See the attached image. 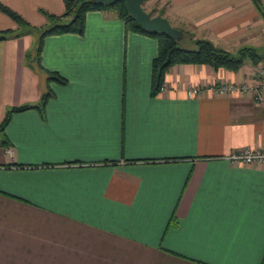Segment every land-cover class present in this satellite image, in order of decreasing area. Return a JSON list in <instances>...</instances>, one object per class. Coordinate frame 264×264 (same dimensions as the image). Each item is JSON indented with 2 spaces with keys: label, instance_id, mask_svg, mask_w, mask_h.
Here are the masks:
<instances>
[{
  "label": "crops",
  "instance_id": "obj_1",
  "mask_svg": "<svg viewBox=\"0 0 264 264\" xmlns=\"http://www.w3.org/2000/svg\"><path fill=\"white\" fill-rule=\"evenodd\" d=\"M150 1L189 43L261 51L250 0ZM0 2L36 26L40 10L64 11L62 0ZM17 27L0 11V30ZM36 41H0V123L30 106L0 131V264H264V165L226 158L264 148V111L250 93L213 90L248 81L254 64H175L154 96L156 40L112 9L87 11L81 34L44 37L40 64L65 84L29 65Z\"/></svg>",
  "mask_w": 264,
  "mask_h": 264
},
{
  "label": "trees",
  "instance_id": "obj_2",
  "mask_svg": "<svg viewBox=\"0 0 264 264\" xmlns=\"http://www.w3.org/2000/svg\"><path fill=\"white\" fill-rule=\"evenodd\" d=\"M144 1L141 0V3ZM250 1L264 22V8L261 0ZM62 2L64 11L60 15L40 10L46 17L47 22L39 26L30 24L20 14L0 2V11L13 19L18 25L16 29L0 30V41L10 37L36 33V46L33 52L27 53V60L33 69L45 75L46 83L53 80L59 84H65L67 80L56 72L44 69L40 64V52L44 37L61 33L81 34L85 13L90 10L112 9L122 19L126 30L155 38L157 49L151 60L150 95L155 96L163 82L165 72L175 64H207L213 69L223 68L237 71L245 61L256 64L263 58L257 49L250 45H241L233 52L215 46L211 41L202 38L193 39L190 46H185L184 43L181 45L179 44L181 40L184 42L183 32L180 31L181 38L176 40L171 35L144 29L132 20L129 13L124 9L122 0L113 1V3L93 2L92 0H62ZM52 95V90L46 87L41 94V102H46ZM29 107V105H21L10 108L0 123V131H3L11 112L25 110Z\"/></svg>",
  "mask_w": 264,
  "mask_h": 264
},
{
  "label": "built area",
  "instance_id": "obj_3",
  "mask_svg": "<svg viewBox=\"0 0 264 264\" xmlns=\"http://www.w3.org/2000/svg\"><path fill=\"white\" fill-rule=\"evenodd\" d=\"M253 71L249 76L248 81H243L240 83L233 82H222L216 84L213 90L216 94H228V93H250L253 96V100L258 105L262 106L264 111V65L261 63H256L253 66ZM162 86L159 87V90ZM188 95L198 94V88L193 87L187 91ZM227 160L231 164L235 165H264V148L261 149H249L242 148L238 150H233L228 155H226Z\"/></svg>",
  "mask_w": 264,
  "mask_h": 264
},
{
  "label": "water",
  "instance_id": "obj_4",
  "mask_svg": "<svg viewBox=\"0 0 264 264\" xmlns=\"http://www.w3.org/2000/svg\"><path fill=\"white\" fill-rule=\"evenodd\" d=\"M93 2L113 3L118 0H92ZM124 9L129 13L132 20L140 24L146 30L159 31L171 35L176 40L181 38V32L178 29L171 27L167 21L159 14L150 15L141 7V0H122ZM0 138L4 139L2 133Z\"/></svg>",
  "mask_w": 264,
  "mask_h": 264
},
{
  "label": "rangeland",
  "instance_id": "obj_5",
  "mask_svg": "<svg viewBox=\"0 0 264 264\" xmlns=\"http://www.w3.org/2000/svg\"><path fill=\"white\" fill-rule=\"evenodd\" d=\"M261 3H262V6L264 8V0H261ZM141 7L143 8L144 11L151 12L150 14H152V15H155L156 14L155 13V10H156L155 5L150 0H145L144 2H142L141 3ZM262 21L263 20H260V24H261L262 28H260V32L261 33L259 35L260 36L259 37L260 39H259L258 44H260V49H261L260 53L262 55H264V23ZM183 33H184L183 34L184 42L181 40V43H179V44L183 45V43H187L186 45L187 46H190L192 42H190V43L187 42L188 35H187L186 31L185 32L183 31ZM188 40H189V38H188ZM261 64L264 65V63H261Z\"/></svg>",
  "mask_w": 264,
  "mask_h": 264
}]
</instances>
